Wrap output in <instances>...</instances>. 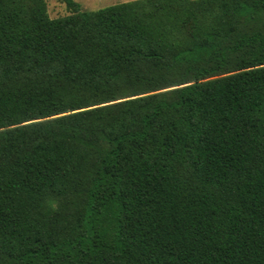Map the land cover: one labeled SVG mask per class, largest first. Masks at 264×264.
I'll return each instance as SVG.
<instances>
[{"label":"trees","instance_id":"trees-1","mask_svg":"<svg viewBox=\"0 0 264 264\" xmlns=\"http://www.w3.org/2000/svg\"><path fill=\"white\" fill-rule=\"evenodd\" d=\"M61 1L0 0V264H264V0Z\"/></svg>","mask_w":264,"mask_h":264},{"label":"rangeland","instance_id":"rangeland-1","mask_svg":"<svg viewBox=\"0 0 264 264\" xmlns=\"http://www.w3.org/2000/svg\"><path fill=\"white\" fill-rule=\"evenodd\" d=\"M82 11H95L107 6L130 2L133 0H74ZM50 18L57 19L71 14V10L61 0H46Z\"/></svg>","mask_w":264,"mask_h":264}]
</instances>
